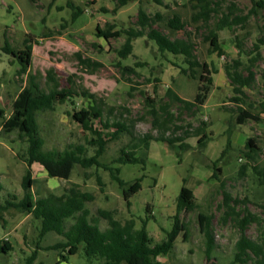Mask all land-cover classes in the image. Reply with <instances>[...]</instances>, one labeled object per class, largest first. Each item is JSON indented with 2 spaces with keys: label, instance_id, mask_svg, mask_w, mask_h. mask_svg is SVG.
<instances>
[{
  "label": "rangeland",
  "instance_id": "obj_1",
  "mask_svg": "<svg viewBox=\"0 0 264 264\" xmlns=\"http://www.w3.org/2000/svg\"><path fill=\"white\" fill-rule=\"evenodd\" d=\"M68 1L0 0V47L10 42L14 49L12 53L0 48V203L9 195L23 197L22 181L30 169L34 198L45 196L49 192L62 195L67 187L75 185L79 191L92 195L93 200L87 206L93 214H97L98 209L114 210L122 223L134 218L136 229H140L143 221L147 219V230L154 243H159L166 239L167 232L173 228L177 198L185 184L194 190L201 208L182 213L181 218L186 227L181 230L171 252L159 256L158 259L162 264H230L240 232L233 221H223L224 209L219 207L223 194L212 165V160L221 154L230 136L228 124L231 112L227 109L234 107L235 103L229 97L234 93L227 77L225 81H219L221 74H214L216 84L225 85H214L209 95V105L205 113L212 116L213 123L210 117L206 119L203 114L195 115L190 111H184L177 122L185 127L188 124L197 127L203 119L210 124L208 131L214 132V138L204 152V147L198 144V137L186 138L189 147L184 151L178 143L152 141L148 150H138V155L146 158L145 165L116 164L113 161L119 155L120 147L132 140L129 134L123 133L118 139L109 142L100 161L118 167L120 177L128 182L126 187L141 178L142 188L130 199V207L127 206L122 187L112 178L109 170L95 166L86 169L75 164L66 180L50 177L40 164L29 167L20 158L19 154L24 152L26 143L18 137L19 130L6 132L3 124L12 115L13 102L19 92L28 86L31 75L36 76L42 88L49 90L53 85L49 78L51 74L59 82V89H69L74 93L64 103H57L55 109L38 112L39 131L45 139V147L63 150L68 145H81L85 147L87 156L95 152V146L90 145L95 135L84 130L73 119L75 109L101 104L104 109L103 116L96 119L94 124L104 133L115 130L112 124L114 121L129 125L132 120L135 121V135L152 133L157 136L158 131L152 125V117L147 114L149 106L146 97L156 99L159 107L167 101L165 95L168 88H174L185 98H192L198 91V82L181 75L179 67L172 63L185 65L182 56L170 53L163 56L155 42L143 36L133 40V53L121 60L117 49L121 48L126 36L112 38L109 45L97 33L98 25L108 28L107 24H110L113 25L112 29L135 26L140 7L154 14L156 11H166L165 5H160L155 0H132L114 13V3L111 0H72L77 7L84 9V13L73 21V10L68 7ZM163 1L170 8H175L189 0ZM230 2L237 3L245 11L252 5L251 0H226V4ZM259 26L263 27L264 32V9L258 17L250 20L244 30H221L219 37L225 54H211L207 61L216 67H224L226 61L235 58L232 57L236 47L235 34L239 37L247 36L245 47L247 50L251 49L260 34ZM79 55L101 62L102 65L94 67L83 64ZM244 58L247 59V56L244 55ZM120 61L121 66H134L136 73H123L119 66ZM136 63L144 64L135 66ZM22 67H26L24 72H20ZM176 68L179 72L174 76L172 73L177 72ZM256 71L257 82L254 88L247 89L249 99L247 106L245 104L256 116H247L248 121H244L239 129L249 136L258 135L259 145L263 150L261 158L264 159V125H259L264 121L260 122L257 115L261 110L260 103L264 101V46L263 58L258 62ZM173 110L178 112L175 106ZM227 113L230 118L228 123H223L228 117ZM106 121L109 122V128L104 125ZM181 132L182 130H178L175 134L180 135ZM167 135L172 136L173 133L168 132ZM244 162L245 158L238 150H231L217 164V167L222 168V172H219L221 180L233 196L243 198L248 195L251 199L249 209L264 217V209L259 206L264 202V186H260L252 175L239 178V167ZM98 177L104 186L100 185ZM199 212L213 215L214 247L210 255L207 254V238L198 221ZM3 216L6 222H0V239L11 240L16 248L8 254H1L0 264H18L23 261V251L29 253L35 248L41 222L32 214L15 208H10ZM99 225L106 229L108 221L101 218ZM246 233L255 240L260 236L256 223L251 224ZM58 238L56 233L51 232L43 244H51ZM40 253L50 256L51 262L58 261L56 252L41 250ZM82 253L83 250L69 256L67 264H100L97 261L89 263L85 256H79Z\"/></svg>",
  "mask_w": 264,
  "mask_h": 264
},
{
  "label": "trees",
  "instance_id": "obj_2",
  "mask_svg": "<svg viewBox=\"0 0 264 264\" xmlns=\"http://www.w3.org/2000/svg\"><path fill=\"white\" fill-rule=\"evenodd\" d=\"M111 1L114 3L112 11L117 13L132 0ZM155 1L160 5H165L167 10L150 14L140 7L135 26L112 29L113 25L110 24H107L108 28H101L98 25L97 33L109 45L112 38L126 36L121 48L117 49L121 60L133 53V40L143 36L154 41L163 56H166L167 53L182 56L185 65L172 63L179 67L181 75L198 82V94L195 95V101L181 97L173 88L167 89L165 95L167 101H164L159 107H157L156 99L147 96L146 102L149 106L147 114L152 117V125L158 131L157 136L152 133L135 135V121L132 120L129 125L121 121H114L112 124L115 126V130L111 133H104L94 124L96 119L103 116L104 109L101 104L75 109L72 115L73 119L84 130L95 135L90 141V145L95 146V152L87 156L85 147L81 145H68L63 150L45 147V139L39 131L38 112L55 109L57 103H64L74 93L72 94L69 89H59V82L51 74L49 78L53 85L49 90L42 88L36 76L31 75L28 86L19 92L13 102L12 115L3 124L6 132L19 130L18 137L26 143L24 152L19 156L29 167L38 163L50 177L66 180L69 179L75 164L86 169L93 166L104 168L111 172L112 178L122 187L127 206L130 207V199L142 188L141 178L126 187L128 182L120 177V169L100 161V157L106 151L110 141L118 139L123 133L129 134L132 140L120 147L119 155L113 161L116 164L145 165L146 159L138 156L137 153L140 148L149 149L152 141L178 143L181 150L184 151L189 147L186 138L192 136L198 137V144L201 147L206 146L212 138V132L208 131L210 124L207 121L201 119L197 127L191 124L185 127L177 122L184 111H190L196 115L198 103L204 101L211 89L213 73L217 72V68L212 62L207 61V57L214 53L219 56L225 54L219 32L224 29L235 32L237 29H246L250 20L258 17L261 10L264 9V0H251L252 5L247 11L235 2L226 4V0H189L178 4L175 8H170L163 0ZM67 5L73 10V21L84 13V9L77 7L72 0H69ZM259 29L260 34L249 50L245 47L247 36L239 37L236 34L238 56L224 63V69L234 93L230 100L235 103V107L229 109L231 112L230 129L235 128L240 120L246 119L251 114L243 105L249 99L247 89L254 88L257 82L256 68L258 62L263 58L264 32L262 26H259ZM2 49L14 53L12 51L14 49L9 43ZM244 55L247 56V59L244 58ZM79 57L83 64L94 67L102 65L101 62L91 58H82L81 55ZM119 64L123 73H136L134 66H121V61ZM142 64L144 63H136L135 66ZM25 68L22 67L20 72H24ZM262 76L264 77V73ZM173 106L176 107L177 113L174 112ZM260 106L261 111L264 112V101L260 103ZM0 112L2 113V110ZM104 125L110 127L107 121ZM178 130H182L180 135L175 134ZM168 132H172L173 135L168 136ZM231 150H238L239 154L245 158V162L239 167V178L252 175L260 186H264V159L261 158L263 150L259 145L258 135H250L244 147L234 146L229 139L220 157L214 160L212 165L215 170L214 176L220 181V189L223 194V201L219 205L224 209L223 221H233L240 232L230 264H247L249 262L264 264V217L249 209L248 204L251 199L248 195L243 198L233 196L230 191L226 190V184L221 180L219 174L222 172V168L217 167V164ZM98 182L104 186L100 177H98ZM32 185L33 179L29 169L22 181L23 197L9 195L3 203H0V222L6 220L3 213L10 208L32 214L35 219L41 222L35 248L29 253L23 251L25 254L23 261L18 264H43L37 262L41 250L56 252L58 264L68 262L69 256L76 255L81 250H83V255L79 254V256L83 258L85 256L89 263L97 261L100 264H162L158 259L159 256L171 252L181 230L186 227L181 218L182 213L201 208L194 191L184 184L177 198L172 230L167 232L165 240L154 243L147 230V219L143 221L140 229H136L134 218L122 223L116 217L114 210L98 209L97 214H93L87 206V203L93 200L92 195L79 191L75 185L67 187L62 195L49 192L38 198L33 197ZM0 189H2L1 184ZM259 206L264 209V202ZM101 218L108 221L106 229L99 225ZM198 221L207 238V254L210 255L214 247L213 215L199 212ZM254 223L257 224L260 233L258 240L250 238L246 233L247 228ZM51 232L56 233L59 238L51 244H43L46 236ZM186 236L187 232H185L184 238ZM15 248L11 240L0 239V255L8 254Z\"/></svg>",
  "mask_w": 264,
  "mask_h": 264
},
{
  "label": "crops",
  "instance_id": "obj_3",
  "mask_svg": "<svg viewBox=\"0 0 264 264\" xmlns=\"http://www.w3.org/2000/svg\"><path fill=\"white\" fill-rule=\"evenodd\" d=\"M56 5H57V1H56ZM60 7H62V6H60ZM55 8H56V6H55ZM54 8V9H55ZM64 9V8H63ZM53 12H54V10H53ZM52 12V13H53ZM48 19V18H47ZM46 19V20H47ZM55 21V20H54ZM54 23V22H53ZM236 35V34H235ZM9 43V45H10V42H8ZM7 44V43H6ZM28 45H30L29 43H28ZM134 45V44H133ZM5 46V45H4ZM4 46H1L0 48H3ZM235 46H236V41H235ZM32 47V46H31ZM30 47V48H31ZM238 48H237V46L234 48V51H233V55H232V57H237L238 55V53H239V49L237 50ZM134 50V49H133ZM235 55H237V56H235ZM215 66V65H214ZM216 67V66H215ZM217 68V72H215V73H213V84H212V86H211V89H210V91H209V93H208V95L206 96V98L204 99V101L203 102H200V103H198V106H197V111H198V113H200V114H203L204 115V117L206 118V119H208V117H210L211 118V121H212V123H213V120H212V116L211 115H208L207 113H205L206 111H207V109H208V105H209V95L211 94V92H212V90H213V87H214V85H216V86H218V87H220V86H224L225 85V83H222V84H216V81L214 80V74H221V76H220V78H219V81H225L226 80V77H227V75H226V72H225V69H224V67H222V66H218V67H216ZM176 70H177V72H173L172 73V75H174V76H176L177 74H178V72H179V70L176 68ZM171 78L173 79H175V77H172L171 76ZM228 78V77H227ZM173 79V80H174ZM229 79V78H228ZM157 81H158V79H157ZM230 81V80H229ZM228 85H229V83H228ZM231 85V84H230ZM232 87V86H231ZM172 88V87H171ZM174 89V88H173ZM232 89V88H231ZM175 90V89H174ZM176 91V90H175ZM176 93H178L179 94V92L178 91H176ZM196 94H198V93H196ZM180 95V94H179ZM234 95V94H233ZM232 94H230L229 95V97H232L233 96ZM181 96V95H180ZM197 96V95H196ZM182 97V96H181ZM194 97V98H193ZM192 98H185V97H183V98H185V99H188V100H191V101H195V96H193ZM219 104L220 103H218V106H219ZM248 104V103H247ZM247 104H246V106H247ZM217 106V107H218ZM245 105H243V107L245 108V109H247V107H246ZM234 107H235V104H234ZM219 108V107H218ZM222 110V109H221ZM221 110H220V112H221ZM227 110H229V109H227ZM225 112H227V111H225ZM222 113H223V111H222ZM228 114V113H227ZM258 116H259V118L261 119L260 120V122H263L264 120V112H262L261 110L259 111V114H257ZM250 117H255L256 115H255V113H252L251 112V114L249 115ZM201 117V116H200ZM253 117V118H254ZM230 118V114H228V117H227V119H225L224 121H223V123L224 122H227V120ZM248 118V117H247ZM244 121L245 122H247L246 121V119H244V120H240L239 121V123L238 124H236V127L235 128H231L230 129V127L228 126V131L230 132V136H229V139L231 140V142L233 143V145H239V146H241V147H244L245 146V143H246V140L248 139V137H249V134H247L246 132H243V131H241V129H239V126L240 125H242L243 123H244ZM211 123V124H212ZM228 123V122H227ZM264 125V123L262 124V123H259V125ZM228 125H230V124H228ZM260 125V126H261ZM250 126H251V124H250ZM210 132H212V136H214V132L213 131H210ZM216 135V134H215ZM214 137H212L208 142H207V144H206V146L204 147V149H203V152L205 151V149L209 146V144H210V141L213 139ZM150 146H151V144H150ZM146 150V149H145ZM148 150V149H147ZM138 154V153H137ZM139 156V155H138ZM140 157H143V156H140ZM220 157V155L216 158V159H218ZM143 158H145V157H143ZM208 159H209V157H207ZM146 159V158H145ZM215 159V160H216ZM209 160H211V159H209ZM212 161H214V160H212ZM36 164H38V163H34L33 165H36ZM39 165V164H38ZM41 166V165H40ZM202 186V185H201ZM190 188V187H189ZM192 189V188H191ZM193 190V189H192ZM194 191V190H193ZM195 193V192H194ZM196 196V195H195ZM197 198V197H196ZM37 262H42L43 264H58V261H52L51 262V260H50V256H46V255H42L40 252H39V256H38V261ZM62 264H67V262H64V263H62Z\"/></svg>",
  "mask_w": 264,
  "mask_h": 264
}]
</instances>
